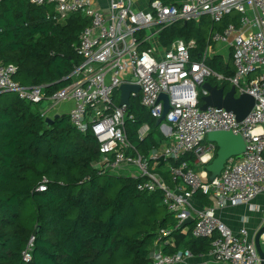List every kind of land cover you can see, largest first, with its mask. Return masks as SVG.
Listing matches in <instances>:
<instances>
[{"label":"built area","instance_id":"obj_1","mask_svg":"<svg viewBox=\"0 0 264 264\" xmlns=\"http://www.w3.org/2000/svg\"><path fill=\"white\" fill-rule=\"evenodd\" d=\"M96 1L29 0L38 6L52 5L53 18L58 21L76 12L89 18L76 45L83 61L70 74L74 81L47 97L42 85L24 86L14 80L13 64H0V92H12L19 99L34 103L44 98L49 104L71 99L73 106L68 112L71 124L80 132L89 128L99 144L98 172L141 178L137 184L140 191H160L161 203L177 219L176 226L192 216V236L213 237L209 249L212 264H259L254 234L250 236L245 227L232 231L214 211L247 203L264 194V0H176L168 4L154 0L146 10L133 8L132 0H101L105 1L106 9L96 6ZM233 11L239 14V26L230 23L210 36L211 42H229L232 76L226 77L206 65V49L201 60L191 61L194 40L176 39L161 57H156L150 47L141 48L145 36L141 38L139 33L151 26H157L159 31L176 20L199 19L202 15L219 22ZM209 76L228 81L237 94L247 92L254 96V106L244 119L237 121L224 108L200 109L199 94L206 95L207 91L203 88L199 91V86ZM123 83L139 85L140 103L154 118L162 113L159 93L168 95L170 109L165 116L168 125H164L172 140L161 153L156 150L147 156L140 154L126 138L125 119L132 115H128L126 104L113 102L115 90ZM46 114L47 111L43 112ZM214 130L240 134L245 142L241 156L227 159L218 176L209 180L205 171H195L184 160L169 167L173 179L178 180L170 186L154 171L152 164L161 155L166 160L193 154L195 164H208L214 157L215 146L206 147L203 142L207 133ZM45 189L43 178L36 190ZM195 190L208 195L213 205L197 208L192 201ZM170 232L162 229L161 236ZM33 240L31 236L22 252L24 261L31 258ZM260 240L264 251V234ZM167 243L168 240L164 242ZM162 244L160 250H152V264H190L188 259L193 254L189 250L164 253Z\"/></svg>","mask_w":264,"mask_h":264},{"label":"trees","instance_id":"obj_2","mask_svg":"<svg viewBox=\"0 0 264 264\" xmlns=\"http://www.w3.org/2000/svg\"><path fill=\"white\" fill-rule=\"evenodd\" d=\"M89 22L80 12L58 21L52 5L0 0V64H13L14 80L24 86L42 85L44 96H51L74 81L70 74L83 61L76 48L78 36ZM230 23L239 26L238 13L225 14L219 22L210 17L173 22L160 29L158 38L164 48L176 39L194 40L190 60L198 61L211 43V32L222 31ZM139 36L143 37L141 31ZM149 47L141 42L142 49ZM205 63L226 77L234 74L232 51L228 61L214 55ZM206 81L224 91L230 88L226 80L207 77ZM118 93L115 90L113 95L116 105ZM139 100L132 98L128 106L132 118L125 119V133L135 149L147 156L160 148L164 135ZM48 105L47 98L34 103L0 92V264H151V247L157 242L163 243L164 253L209 252L213 237L192 236L194 221L182 234L184 227L176 226L177 219L161 203L160 191H140L141 178L98 172L101 153L91 130L78 131L68 114L47 124L41 110ZM143 124L149 130L140 136ZM215 151L216 146L214 155ZM195 159L193 154L165 162L159 159L154 171L174 186L178 180L169 167L185 160L195 171L204 170L206 164L198 166ZM43 178L46 189L37 191ZM194 198L205 206L212 202L201 190L193 192ZM162 229L171 232L161 236ZM31 236V258L24 261L22 252ZM179 236L174 245L170 239Z\"/></svg>","mask_w":264,"mask_h":264},{"label":"crops","instance_id":"obj_3","mask_svg":"<svg viewBox=\"0 0 264 264\" xmlns=\"http://www.w3.org/2000/svg\"><path fill=\"white\" fill-rule=\"evenodd\" d=\"M95 5L96 6L100 5L101 7L106 9L105 8L106 7L105 1L97 0L95 2ZM148 7H149V2L145 6V8L147 9ZM203 17H209V16L208 15H202L200 18H203ZM199 19H192V20L198 21ZM177 21H185L186 22V20H176L174 22H177ZM157 30H158L157 26H151V27H149V28H147L141 32L143 34V37L145 36L144 42H148L150 44V48L152 49L154 55L156 57H161L166 48L161 46V44L159 42V38H158V33L160 30L159 31H157ZM213 31H215V30H213ZM210 36H211V34H210ZM205 49L207 51V57H211L214 55H220L224 61L229 60L231 50H232L229 42H211V43L206 45ZM204 52H205V50H204ZM204 52H203V54H204ZM203 54L201 55V58H202ZM209 77H213V76H209ZM213 78H215V77H213ZM215 79L217 81H220L217 78H215ZM229 85L231 86L230 83H229ZM201 89H202V86H199V91H201ZM199 96L202 97L203 95L200 93ZM117 97H118L119 102H120V91H119ZM132 98H138L139 99L140 98V90L136 93H134V92L131 93L130 102H131ZM72 106H73V101L71 99H66V100H61L55 104H49L48 107L47 106L44 107V109L41 111L42 112L47 111L46 116H53L55 114L62 115V114H68V112L72 108ZM155 120H156V118H155ZM164 124H165V121L161 122L159 125L155 124L156 126H158L159 131L164 135V140L162 141L160 148L157 149V151H159L160 153L163 150V148L167 144H169L170 141L172 140L171 135L169 134V131H168V127H165V125H168V124H165V125ZM162 126L164 127V130H163ZM148 128L149 127L147 124H143L141 126V128L139 129L140 136H143L149 130ZM203 143H204V145H206V147L207 146L210 147L211 145L215 146L212 142L207 140V137L204 139ZM208 152L212 153L211 150H208ZM162 161L165 162L166 160L162 159ZM197 165L199 166L201 164H197ZM152 166H153V168H155L157 166V163H153ZM202 171H205V169ZM206 174L208 175L207 172H206ZM193 203L197 208L198 207L199 208L200 207H209V206L213 205L212 202H211V205H209V206L202 205L195 198L193 200ZM214 212H215V215L222 222H224L232 231L236 232L241 227H245L248 231V234L250 236H252L259 229V227L264 224V194L258 195L257 197H255L254 199H252L251 201H249L247 203H241L238 205H228L224 208H215ZM186 226H184V228H182V231H180L184 235L187 233ZM180 238H181V236L174 237L173 239L171 238L170 240L173 242L174 245H176V242H179ZM152 250H153V252L160 250V243H155L151 247V252H152ZM188 261L190 264H203V263L212 264V259H211V256L209 255L208 251L205 253H193V255L188 259ZM218 264H227V263L221 262Z\"/></svg>","mask_w":264,"mask_h":264},{"label":"water","instance_id":"obj_4","mask_svg":"<svg viewBox=\"0 0 264 264\" xmlns=\"http://www.w3.org/2000/svg\"><path fill=\"white\" fill-rule=\"evenodd\" d=\"M202 88L207 91L206 95L201 97L202 104L200 109L204 110L208 106L224 108L227 111H231L237 121H241L249 113L254 106L255 98L253 95L244 92L236 93L234 85H231L228 91H224L223 87L212 85L208 81L202 83ZM120 102L119 104L130 105V95L132 92L139 91V85L123 83L119 86ZM158 101H162V113L156 118L155 124L159 125L165 121V116L170 109L168 95L166 93H159ZM46 102H42L45 106ZM58 114L53 116H46L45 122L47 124L52 123L54 118L58 117ZM207 140L212 142L216 146L215 155L212 160L204 166L205 171L209 174L208 179L212 180L218 176L226 162L230 157H240L245 150V142L240 134H233L231 131L226 130H214L207 133ZM163 155L160 156V160L163 159ZM193 221V217L189 216L182 220L180 227H184ZM264 234V224L254 234V243L260 258L259 264H264V251L262 249L260 237Z\"/></svg>","mask_w":264,"mask_h":264},{"label":"rangeland","instance_id":"obj_5","mask_svg":"<svg viewBox=\"0 0 264 264\" xmlns=\"http://www.w3.org/2000/svg\"><path fill=\"white\" fill-rule=\"evenodd\" d=\"M147 4H148L147 0H132V5H133V8L135 9L146 10L145 6Z\"/></svg>","mask_w":264,"mask_h":264}]
</instances>
